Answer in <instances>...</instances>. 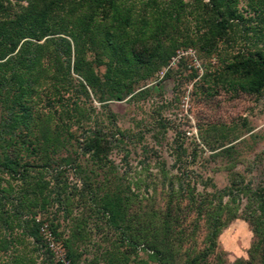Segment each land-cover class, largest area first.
Returning a JSON list of instances; mask_svg holds the SVG:
<instances>
[{
	"label": "rangeland",
	"instance_id": "374dc122",
	"mask_svg": "<svg viewBox=\"0 0 264 264\" xmlns=\"http://www.w3.org/2000/svg\"><path fill=\"white\" fill-rule=\"evenodd\" d=\"M247 2L238 4L244 21L208 38L209 14L192 2L159 44L150 21L161 0L84 9L99 43L114 12L131 7L129 50L150 64L104 81L108 56L97 44L79 55V70L73 50L66 59L42 54L28 97L29 149L17 157L27 179L6 192L18 198L25 189L28 198L21 219L16 208L1 210L20 220L16 239L0 243V264L16 256L26 264H264V85L253 92L259 81L223 69L264 49V21ZM91 138L104 160L84 150ZM37 233L50 255L31 238Z\"/></svg>",
	"mask_w": 264,
	"mask_h": 264
},
{
	"label": "trees",
	"instance_id": "16d2710c",
	"mask_svg": "<svg viewBox=\"0 0 264 264\" xmlns=\"http://www.w3.org/2000/svg\"><path fill=\"white\" fill-rule=\"evenodd\" d=\"M98 0H0V220L9 229L8 238L15 240L13 229L16 220H20L17 208L26 200V191L19 193L18 198H10L7 191L14 190L17 181H25L26 170L17 169V157L28 148L27 134L31 123V106L28 97L31 96L32 85L38 81L37 74L42 67V54L48 53L55 57L66 59L73 52L74 56L83 54L88 48L96 46L106 49L108 60L105 66L104 81H123L134 73L137 68H147L150 59L142 53H133L129 50L133 44V37L129 31L132 28V8L126 7L114 12V28L103 29V37L96 42L98 24L89 18L84 20V12L90 3L96 4ZM164 7L155 10L150 25L153 28V39L157 44L161 37L167 35L169 30L178 24L180 15L192 2L194 10L208 15L209 27L204 32L206 38L214 37L230 30L233 25L243 20L238 9L240 0H161ZM160 0H147L149 6H156ZM25 4V5H24ZM249 11L261 16L264 21V0H248ZM247 12V11H244ZM94 13V11H93ZM113 20V18H112ZM111 20V21H112ZM141 20V19H140ZM147 19H145L146 22ZM142 21V20H141ZM264 30V29H262ZM263 32V31H262ZM43 39V42L41 40ZM72 44H71V42ZM210 43V40H206ZM82 52V53H80ZM86 53V52H85ZM80 57L74 63L75 70L80 68ZM96 64H99L97 61ZM224 67L225 72L236 74L244 81H259L249 87L253 92H259L264 85V49L255 53L239 54L230 64ZM256 75L260 78L255 79ZM96 81L100 79L96 76ZM13 95L10 96V92ZM24 129L23 134H16ZM98 138V137H97ZM96 139H84V150L97 161L105 159L92 147ZM85 153V154H86ZM8 182L3 186V181ZM14 182V183H13ZM15 202V205H13ZM9 206L15 209V215L20 218L3 214L1 210ZM6 210V209H5ZM10 219V220H9ZM24 221V235L31 236L28 231V222ZM19 226V224H18ZM33 241L50 255L48 245L39 234L31 237ZM11 264H26L21 257H14ZM47 264H54L47 262Z\"/></svg>",
	"mask_w": 264,
	"mask_h": 264
}]
</instances>
